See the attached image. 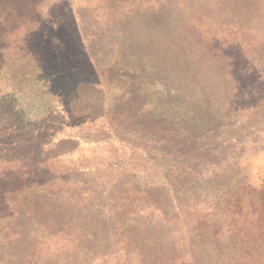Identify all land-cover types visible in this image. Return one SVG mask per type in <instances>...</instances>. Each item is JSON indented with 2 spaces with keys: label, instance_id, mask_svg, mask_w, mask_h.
<instances>
[{
  "label": "rangeland",
  "instance_id": "rangeland-1",
  "mask_svg": "<svg viewBox=\"0 0 264 264\" xmlns=\"http://www.w3.org/2000/svg\"><path fill=\"white\" fill-rule=\"evenodd\" d=\"M204 1L216 14L192 28L176 0H44L40 19L71 58L61 70L66 81L34 80L31 87L14 81L12 67L37 42L24 40L31 29L9 22L0 4V49L8 53L0 63V104L28 122L52 121L57 136L76 139L55 151L52 181L37 179L21 203L13 200L15 221L0 205V264H136L140 239L149 237L164 251L173 244L191 252L194 264L199 256L213 264L205 254L219 244L238 264H264V213L254 194L241 196L264 187V0L225 12L216 0ZM161 42L170 45L167 53ZM79 81L96 83L90 97L103 99L106 110L130 89L151 109L172 85L171 119H190L186 103L211 118L183 147L193 153L176 151L180 137L169 151L151 136L137 137L134 147L130 138L120 144L127 133L112 129V115L71 116ZM218 236L226 239L215 246Z\"/></svg>",
  "mask_w": 264,
  "mask_h": 264
},
{
  "label": "trees",
  "instance_id": "trees-1",
  "mask_svg": "<svg viewBox=\"0 0 264 264\" xmlns=\"http://www.w3.org/2000/svg\"><path fill=\"white\" fill-rule=\"evenodd\" d=\"M246 1L216 0V4H219L218 7L223 12L230 6L233 10L238 11L240 7L246 8L244 6ZM43 2L44 0H0V4H3L4 8L9 9V22L15 20L17 28L23 25L31 29V31L25 33L24 40L37 42L36 49L27 50L26 57L16 59L15 68L12 67L14 81L19 82L20 87H31L34 84V80H43L46 82L44 85L47 84V80L56 79L57 83L67 80V77L63 78L61 76V70H64L63 68L67 65L71 56L65 51V46L49 30L48 26L41 21L39 11ZM176 2H179L184 7L185 12L188 14L189 22L185 24L191 25L192 28H196L199 21L206 20V15L209 17L216 14L210 8V3L204 0H176ZM247 14L252 19L253 14L251 10L248 9ZM2 26L0 25V27ZM183 28H186V25ZM1 29L0 46L3 48L1 44L5 35L1 32ZM169 48L170 45H167V43H160V49L163 53H167ZM128 49L132 51L131 47H128ZM4 55L6 56L8 53L0 49L1 64L4 62ZM26 63L28 64L27 66L25 65ZM168 64L169 60L167 59L161 62L160 65L167 66ZM44 65H49L50 69H47ZM107 75L112 77L110 73H107ZM162 80L165 84H171L169 76L163 77ZM51 87L52 89L48 87L47 89L49 91L54 90L53 84H51ZM95 87V82L79 81L76 83L75 90L78 98L72 103L70 108L71 116L75 119L83 118L90 119L91 121L96 118H106L112 115L115 117V120L110 121L112 129L122 130L123 133H127L117 141L120 144H128L127 138H130L134 147L137 137L141 136L147 140L151 136L156 138V145H163L165 146L163 149L169 151L170 146L172 147L175 143L174 140L180 137L183 143L181 148L176 151L184 152L185 150H189L185 153H193L196 148L190 147V149H186L183 147L189 146L188 143L191 142L190 136H193L195 132L203 128L205 129L211 118L209 112H203V109L199 105L194 103L186 105V103L184 112L186 113V118L190 117V119L183 120L179 117L171 119L173 117L169 113L171 112L170 107L174 106L176 102L175 97L169 95V89L172 85L166 87L167 100L164 102L159 100L158 103L162 105L156 102L157 105H154L151 109H146L147 104L140 101L141 98L138 92L130 89L121 93L119 97L114 96L113 107L106 110L103 99L90 97L91 89ZM84 91L89 93V95L82 97L80 92L82 94ZM82 102L84 104H80ZM94 102L101 103L94 105ZM179 104L182 106L183 102L180 101ZM17 114L18 112H13V109L5 110L4 105L0 104V164L16 163L18 165V170L15 172L0 169V205L6 210L4 216L8 219H12L15 215V212L10 207L13 200L21 203L25 194L35 189V185L38 182L37 179H42L43 182L52 181L50 177L52 174L51 165L54 166V162L60 156L59 154H55V151L65 142L76 141L75 137L72 136H57L59 131H53L52 126L54 122L52 121H50V125L41 123L39 120L28 122ZM168 119L173 121H168ZM247 188L249 187L244 188V192ZM38 193L42 196L47 194L43 189H39ZM252 194L257 198L259 210L261 213H264V187L255 188L250 193H243L241 196L245 197ZM14 218L13 221H15ZM248 224L250 223L247 222ZM203 235L200 234L199 236ZM212 239H214L213 244L216 246L222 239L226 238L218 236ZM127 240L134 244L133 238ZM138 246L140 247L141 254L136 264H194L191 252L185 249H182L184 252H180L179 246L177 248L173 244H171L169 251H164L161 242L149 237L141 238ZM220 250L221 245L219 244L217 252L214 255H205L211 258L213 264H232V262L233 264H238L236 263V253L232 257H228V253L219 252ZM246 255H243L242 259ZM199 258L202 260V256H199ZM199 258H197V264L199 263Z\"/></svg>",
  "mask_w": 264,
  "mask_h": 264
}]
</instances>
